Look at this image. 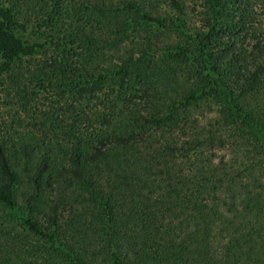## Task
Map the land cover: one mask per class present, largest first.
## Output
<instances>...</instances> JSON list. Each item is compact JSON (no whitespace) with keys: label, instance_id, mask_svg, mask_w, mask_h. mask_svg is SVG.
<instances>
[{"label":"trees","instance_id":"obj_1","mask_svg":"<svg viewBox=\"0 0 264 264\" xmlns=\"http://www.w3.org/2000/svg\"><path fill=\"white\" fill-rule=\"evenodd\" d=\"M2 84L0 264H264V0L0 4Z\"/></svg>","mask_w":264,"mask_h":264},{"label":"rangeland","instance_id":"obj_2","mask_svg":"<svg viewBox=\"0 0 264 264\" xmlns=\"http://www.w3.org/2000/svg\"><path fill=\"white\" fill-rule=\"evenodd\" d=\"M13 2V0H12ZM11 0H0L1 5H10L12 3ZM36 27L29 26L27 31L23 32L21 29H16V35L22 39V41H28L29 43H32L33 41L39 40L37 35H35L34 32H36ZM40 31V30H39ZM38 32V31H37ZM36 32V33H37ZM41 41H43L41 39ZM40 41V42H41ZM44 42V41H43ZM48 55H51V52H48ZM39 58L43 57L42 55L38 56ZM48 57V56H46ZM1 81L4 82V78L1 77ZM12 95V94H11ZM18 99H13V103H17ZM12 101L10 100V94L8 95V91L5 88V85H0V123L7 121L10 117L9 115H13V113H16L17 105H13ZM12 111V112H10ZM18 114L20 112L18 111Z\"/></svg>","mask_w":264,"mask_h":264}]
</instances>
